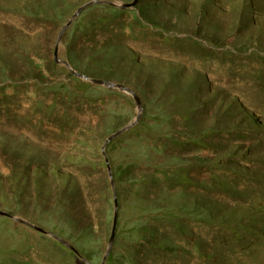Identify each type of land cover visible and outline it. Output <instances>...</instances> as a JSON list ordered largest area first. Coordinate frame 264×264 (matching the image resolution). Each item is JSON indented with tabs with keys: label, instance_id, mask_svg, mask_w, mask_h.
<instances>
[{
	"label": "rangeland",
	"instance_id": "1",
	"mask_svg": "<svg viewBox=\"0 0 264 264\" xmlns=\"http://www.w3.org/2000/svg\"><path fill=\"white\" fill-rule=\"evenodd\" d=\"M92 1L0 0V264H264V0Z\"/></svg>",
	"mask_w": 264,
	"mask_h": 264
},
{
	"label": "water",
	"instance_id": "2",
	"mask_svg": "<svg viewBox=\"0 0 264 264\" xmlns=\"http://www.w3.org/2000/svg\"><path fill=\"white\" fill-rule=\"evenodd\" d=\"M96 1H98V0H94V1H92V2H90V3H94V2H96ZM137 1H138V0H134L133 2L126 3V4H123V5H122V4H119V5H117V6H120V7H122V8L133 7V6L137 3ZM90 3H89V4H90ZM87 5H88V4L84 5V6L81 7L78 11H76V12L74 13L73 17L67 22V24H66V26L64 27V29L61 31V35H60V37H59V39H58V41H57V44H56V46H55V51H54V59H55V61L62 62V63H64V64H66V65L69 66V63H68L67 61L60 60V59H59V43H60V40H61V36H62L63 32L67 29V27L71 24V22L73 21V19L76 18V17L79 15V13H80V12H81V11L87 6ZM71 71H72L73 73H75V71H74L73 69H71ZM75 74H76V73H75ZM89 80H91L92 82L98 83V84H103V85H106V86L115 87V85H113L112 83H110V82H108V81H105V80L95 79V78H89ZM116 87H120V88H122V89H125L124 86H122V85H116ZM135 98H136V101L138 102V104H140V99H139V97H138L137 95H135ZM134 123H135V121H133V122H131L130 124L126 125L124 128H122V129L118 130L117 132H115L114 134L110 135V136L106 139V141H105V144H104V146H103V149H104L105 160H106L107 166H108V168H109V174H110V176H112V168H111V166H110V158H109V156L107 155V153H106V151H105L106 145H107V144H108L113 138H115V137H117L118 135H120L122 132H124L125 130H127V129H128L130 126H132ZM114 196H115V206H116V209H115L114 220H113V229H112V234H111V239H110V247H109V249H108V251H107L106 256L104 257V261H105V259L107 258L108 254H109V252H110V249H111V247H112V245H113V242H114V240H115V236H116V228H117V223H118V200H117V193H116L115 190H114ZM2 213H3V212H2ZM3 214H5V213H3ZM11 217H13V216H11ZM18 220H20V221L23 222L24 224H27V225H29V226H31V227H33V228H35V229H37V230L43 232V233H48V234H49V232H48L45 228H43V227H41V226H37V225L32 224V223H30V222H28V221H26V220H23V219H18ZM71 248H72V249H73L78 255L81 256V254L79 253V251H78L77 249H75L74 247H71ZM103 263H104V262H103ZM103 263H102V264H103Z\"/></svg>",
	"mask_w": 264,
	"mask_h": 264
},
{
	"label": "bare ground",
	"instance_id": "3",
	"mask_svg": "<svg viewBox=\"0 0 264 264\" xmlns=\"http://www.w3.org/2000/svg\"><path fill=\"white\" fill-rule=\"evenodd\" d=\"M247 200V199H246Z\"/></svg>",
	"mask_w": 264,
	"mask_h": 264
}]
</instances>
